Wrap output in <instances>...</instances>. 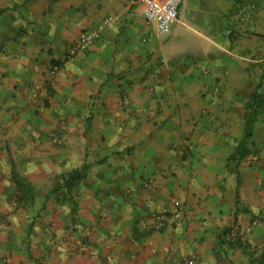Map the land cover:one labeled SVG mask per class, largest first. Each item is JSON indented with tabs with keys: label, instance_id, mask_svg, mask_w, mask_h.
Returning a JSON list of instances; mask_svg holds the SVG:
<instances>
[{
	"label": "crops",
	"instance_id": "obj_1",
	"mask_svg": "<svg viewBox=\"0 0 264 264\" xmlns=\"http://www.w3.org/2000/svg\"><path fill=\"white\" fill-rule=\"evenodd\" d=\"M141 7L0 0V264H264V0Z\"/></svg>",
	"mask_w": 264,
	"mask_h": 264
},
{
	"label": "built area",
	"instance_id": "obj_2",
	"mask_svg": "<svg viewBox=\"0 0 264 264\" xmlns=\"http://www.w3.org/2000/svg\"><path fill=\"white\" fill-rule=\"evenodd\" d=\"M141 15L148 23L155 25L157 34H165L170 31L171 26L178 20V12L181 0H141ZM114 19L105 18L100 25L89 30L74 44H72L64 53L66 60L73 58L78 51L86 50L99 37L102 28L105 25H111ZM230 32V31H229ZM51 74L55 73V67L49 69ZM128 102V99H124ZM148 185V184H145ZM174 217L181 216L180 206L176 204L174 209ZM189 264H196V256L191 255L188 258ZM173 264V263H167Z\"/></svg>",
	"mask_w": 264,
	"mask_h": 264
},
{
	"label": "trees",
	"instance_id": "obj_3",
	"mask_svg": "<svg viewBox=\"0 0 264 264\" xmlns=\"http://www.w3.org/2000/svg\"><path fill=\"white\" fill-rule=\"evenodd\" d=\"M261 104V95L257 92H253L245 105V111L243 114L244 121V134L242 140L234 147L232 152L229 154L227 160L229 163L234 164L236 168L237 175V184L239 182L240 173H239V164L240 161L246 157L248 154L252 152L249 147V140L252 136L253 125L256 120V117L259 113V108ZM88 165H84L80 171H72L68 175V182H72L73 180L80 179L85 176ZM230 228H226L223 230V233H227ZM245 247V246H244Z\"/></svg>",
	"mask_w": 264,
	"mask_h": 264
}]
</instances>
